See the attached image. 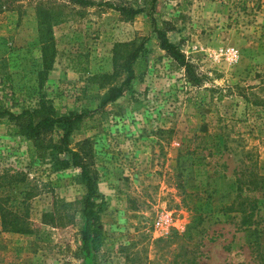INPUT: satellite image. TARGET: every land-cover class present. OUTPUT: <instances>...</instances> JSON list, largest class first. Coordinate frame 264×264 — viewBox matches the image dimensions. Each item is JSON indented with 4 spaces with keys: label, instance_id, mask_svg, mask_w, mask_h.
Listing matches in <instances>:
<instances>
[{
    "label": "rangeland",
    "instance_id": "1",
    "mask_svg": "<svg viewBox=\"0 0 264 264\" xmlns=\"http://www.w3.org/2000/svg\"><path fill=\"white\" fill-rule=\"evenodd\" d=\"M45 1L60 11L46 72L35 0L0 13V103L15 112L43 96L60 112L94 108L123 80L124 56L148 36L131 87L70 136L73 149L90 138L88 161L107 202L97 263L264 264V248L252 245H264V0H155L152 7L151 0H95L149 7L130 18L107 6ZM153 18L170 28L198 83L159 46ZM61 135L43 133L45 156L31 160L27 142L0 118V203L30 222L23 233L4 229L0 218V264L83 262L84 185L73 166L54 168L50 145ZM248 199L256 222L245 227ZM166 212L173 223L160 233L153 221ZM189 230L194 247L185 254L180 234Z\"/></svg>",
    "mask_w": 264,
    "mask_h": 264
},
{
    "label": "trees",
    "instance_id": "2",
    "mask_svg": "<svg viewBox=\"0 0 264 264\" xmlns=\"http://www.w3.org/2000/svg\"><path fill=\"white\" fill-rule=\"evenodd\" d=\"M78 6H107L120 11L128 18L135 14L145 11L152 7L155 0H151L149 7L142 5L136 6H118L108 1L97 2L95 0H66ZM22 0H0V13L7 9L20 10ZM34 11L38 21V37L41 42L42 64L44 65L41 72H46L53 65L54 57L56 54L54 35L52 26L60 17L57 7L52 6L45 0H35ZM167 28L162 23L153 18L151 21V30L154 32L159 46L166 52V54L174 60L177 64L184 67L187 78L194 82H199V77L192 62L186 57L180 45L174 43L167 35ZM148 36L143 35L140 41L124 56L122 61L123 71L125 76L118 85L110 87L107 94L101 99L99 105L92 109L83 108L78 111L68 110L66 112L58 111L53 103L46 97H42L35 108L22 107L19 111L15 112L9 107L0 103V118L8 125L11 133L17 134L24 141L27 142L28 155L31 160L35 157L42 158L45 156L44 151L47 146H43L39 141L40 136L53 128L62 130L60 141L50 145L53 160L55 162L54 168H68L73 166L79 170V181L84 185V193L79 199V216H80V247L79 253L83 260L82 264H98L97 252L104 242L105 231L102 223V213L107 206L106 199L103 193L99 190L97 185V176L95 170L92 168V162L88 161L90 150L92 148L90 138L85 137L78 144V147L73 149L70 146V136L75 130H79L85 126V118L102 109L104 105L112 100L118 98L126 88L131 87L132 80L137 76L135 72V65L138 57L143 55L146 51L145 42ZM106 76V73L102 74ZM60 153L63 155L61 156ZM261 182H264V174L261 175ZM245 200V199H244ZM241 199V204L244 202ZM236 200H233L231 206H234ZM237 202V204H239ZM249 208L244 206L241 210L245 215L241 218V224L245 227L251 226L256 222L255 219V204L248 199ZM47 215V214H45ZM0 218L1 225L4 229L15 231H22L23 233L30 231V222L21 214L17 213L4 203H0ZM183 239L181 248L183 253L192 251L193 235L192 231L180 234ZM255 250H261L264 245L261 241L254 240L252 242ZM258 254V253H257ZM264 259V256L261 255ZM190 264H197L196 259L193 257ZM264 261V260H263ZM244 264V263H242Z\"/></svg>",
    "mask_w": 264,
    "mask_h": 264
},
{
    "label": "built area",
    "instance_id": "3",
    "mask_svg": "<svg viewBox=\"0 0 264 264\" xmlns=\"http://www.w3.org/2000/svg\"><path fill=\"white\" fill-rule=\"evenodd\" d=\"M231 55H234L236 53L235 49L232 48L230 51ZM172 216L171 213L166 212L159 214L157 217H155L153 224L156 230H159V232H166L169 230V228L172 226Z\"/></svg>",
    "mask_w": 264,
    "mask_h": 264
}]
</instances>
